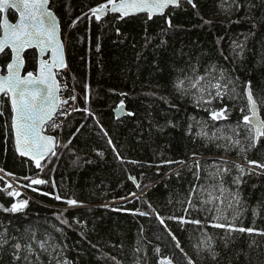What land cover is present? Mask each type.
I'll use <instances>...</instances> for the list:
<instances>
[{"label": "trees", "instance_id": "1", "mask_svg": "<svg viewBox=\"0 0 264 264\" xmlns=\"http://www.w3.org/2000/svg\"><path fill=\"white\" fill-rule=\"evenodd\" d=\"M103 2L50 0L64 42L66 80L76 92L80 111L68 117L61 134L46 132L60 147L54 157L41 162L42 168L16 155L8 98H0V169L25 193L15 201L2 190L5 182L0 179V233L8 240L0 248V264H24L23 259L13 260L12 245L31 243L33 233L37 241L50 238L60 259L69 264H159L164 258L173 264H188L187 258L193 264H264V236L212 228L205 220L213 215L208 211L184 212L190 189H195L191 198L197 207L208 192L220 194L212 186L219 185L217 167L222 169L225 162L231 171L222 173L224 186L235 192V165L240 164L254 171L239 185L242 203L236 207L242 215L236 223L264 230V170L247 163H264V137L251 147L241 124L239 138L247 149L241 152L239 147L226 151L225 139L201 134L202 129L208 136H220L217 129L230 134L229 128L242 121L240 109L248 114V81L264 118V0H193L195 8L182 2L151 20L145 15H106L97 21L90 9ZM8 18L14 22L16 14L10 11ZM24 58V73H34L35 52ZM9 61L6 51L0 57L3 72ZM221 70L235 81L239 95L215 101V108L227 106L229 113L225 120L212 121L176 83H187L194 72L218 77ZM121 101L133 115L116 120L113 111ZM24 177L46 183L32 185ZM69 199L79 203L69 206ZM21 200L28 202L22 210H3ZM226 214L230 218L231 210ZM169 217L204 224H182ZM32 246L39 252L35 243ZM25 255L26 249L20 253ZM40 257L48 264L46 253Z\"/></svg>", "mask_w": 264, "mask_h": 264}, {"label": "snow or ice", "instance_id": "2", "mask_svg": "<svg viewBox=\"0 0 264 264\" xmlns=\"http://www.w3.org/2000/svg\"><path fill=\"white\" fill-rule=\"evenodd\" d=\"M193 8L196 5L193 0H187ZM49 0H0V14L4 13L8 9H15L19 13V19L15 24L9 23L6 18L0 21V29H3V36L0 37V54L5 53L6 49L11 50V60L6 66L7 75L3 74V70H0V95L7 96L12 111L11 127L16 136L17 151L20 155H27L31 160L35 162L37 168H42L41 160L48 155H56L54 151L56 145L55 137L43 134L45 126L55 128L59 125L55 122V116L58 114L65 117L71 115V111H80L79 108L74 106L76 97L70 96L67 99H62L58 93L60 92V85L56 79V70L66 67L63 59L64 44L60 39L59 25L57 17L47 7ZM170 5L178 6V0H105L97 7L91 8L90 12L92 16L99 21L103 16L108 13H119V18L123 19L125 16L147 13L148 19L151 20L154 14H163L165 9ZM87 15V14H86ZM91 19V17H89ZM80 19V18H77ZM73 25L76 21L72 22ZM169 27H171V21H168ZM28 48H37L41 53L50 51L52 53L51 63L48 61H42L40 63L37 74L32 71L22 75V68L24 66V60L21 56ZM185 80H179L176 83V88L184 95H191L195 106L202 107L204 111L208 112L212 121L225 120L228 117L229 109L227 106L222 108H215L214 102L217 100L222 101L225 96L229 99H236L238 93L236 92L235 81L228 78L225 72L221 70L218 77L213 76L211 73L206 75H196L186 77ZM232 85V87H229ZM87 85L85 88L87 89ZM195 90V91H192ZM123 95V94H122ZM244 95L247 98V113L245 109L241 108L242 121L229 128L230 134H224L223 129H217L221 135L217 136L213 133L208 136L206 132L201 134L206 136L210 140L225 139L229 143L224 145L225 150H229V147H239L241 152L247 151L242 146V141L239 138V127L241 124L246 127L249 135L245 137L246 140L251 141L250 146L255 147L256 143L261 137H264V118L259 114L258 102L252 91L251 81H248L244 86ZM69 101L73 104L69 109L62 108V105H68ZM123 110V101H121L118 111ZM3 113H0L2 115ZM128 115H133L129 112ZM51 122V123H49ZM106 134V133H105ZM71 143V141H69ZM111 144V140H109ZM115 150V149H114ZM102 155V154H101ZM119 158V157H118ZM194 160V158H193ZM129 163H137L136 161H129ZM166 163H179L185 164V161H167ZM249 165H255V168L264 170V163H259L255 160H247ZM225 166L221 169L217 167V173L220 183L218 186L213 185L214 189L219 191V195H214L212 192L207 193L206 198H202L200 206L197 207L193 203L191 193L195 192V189H190V196L187 200L188 207L184 209L185 216L189 215L190 210L196 211H208L213 213L210 217H205V220L209 221V226L215 229H223L226 232H238L257 234L264 236V230H260L252 227H245L238 225L236 221L242 215V211L237 205H241L242 201L239 193V185L242 183V177L254 171L253 168H245L240 164H236L235 167L239 175L233 178V183L237 186L235 192L230 191L224 186L222 173H228L231 170ZM194 165L197 169L200 168L198 162L194 160ZM0 171H4L0 169ZM262 174V173H257ZM5 175H11L5 172ZM3 179V177H0ZM31 181L32 185H40L46 183L43 179H32L30 177H24ZM129 179H134L129 177ZM199 179V176H197ZM7 188H12V185L5 181ZM23 187V185H22ZM7 191L6 189H4ZM36 191V189H33ZM228 196H225V193ZM48 195L47 193H44ZM9 196H19V191L13 189L7 191ZM135 195V194H133ZM57 200L59 196L55 197ZM227 200V205H225ZM214 201H219L218 204ZM26 200H21L18 203H12L11 207H5V212L16 213L22 210L27 205ZM69 206L77 205L79 202L74 199L65 201ZM211 204V207L205 208V205ZM231 210V217L226 214ZM255 212V210H254ZM146 215V213H140ZM160 223H164V219L157 215ZM169 219L179 220L182 224H195L203 225L204 221L199 219H186L185 217H169ZM214 221V222H213ZM66 223V221H64ZM255 221H253V225ZM171 235V233H169ZM173 240L176 237L172 236ZM15 239V237H13ZM35 243L39 252L33 248L32 244ZM8 244V240L3 233H0V248ZM13 260L20 261L23 259L24 264H42L40 253H46L49 256L48 264H51L53 259L56 260V264H69L67 260L60 259V253L57 252V246L50 242V238H46L41 241H37L35 234L33 233L32 242L26 245H22L17 242L12 245ZM176 247L179 248L180 244L177 241ZM210 248V246H209ZM27 250V255L20 256V253ZM159 252V249L156 250ZM182 251V249H181ZM213 259L216 257L215 252H211ZM34 257V259H33ZM187 258V257H186ZM188 264H193L190 258ZM159 264H173L171 259L164 258L159 261Z\"/></svg>", "mask_w": 264, "mask_h": 264}, {"label": "water", "instance_id": "3", "mask_svg": "<svg viewBox=\"0 0 264 264\" xmlns=\"http://www.w3.org/2000/svg\"><path fill=\"white\" fill-rule=\"evenodd\" d=\"M182 2L188 3L187 0H178V6H172V5H170L168 8L165 9V11H164V13H163L162 15H161V14H154L153 17H152V19H153V18H157V17H162V16H164L167 10L178 8V7H179V4L182 3ZM188 4H189V3H188ZM189 5H191V4H189ZM47 7H48V9H49L50 11H52V10L50 9V0H49V3H48V5H47ZM10 11H12L13 13L16 14V19H15L14 22L10 21L9 18H8V13H9ZM54 15H55V14H54ZM107 15H115V16H118V17H119L120 14H119V13H108ZM141 15H145V16H147V13H138V14L128 15V16H125L123 19H126V18H133V17H137V16H141ZM55 16H56V15H55ZM105 16H106V15H105ZM105 16H103V17H105ZM103 17H102V18H103ZM147 17H148V16H147ZM4 18H6L7 21H8L9 23L15 24V23L18 21V19H19V13L16 12L15 9H8V10H6L4 13L0 14V21H2ZM57 22H58V25H59V35H60V39L62 40V36H61V28H60V23H59L58 18H57ZM2 36H3V29H0V37H2ZM62 42H63V40H62ZM63 44H64V42H63ZM6 51H9V52H10V60H11V55H12L11 50H10V49H6L5 52H6ZM30 51H34L35 54H36V69H35L34 74H37L38 69H39V66H40V63H41L42 61H48L49 63H51V56H52V53H51L50 51H47V52L41 53L40 50L37 49V48H28V49H26L23 53H21V56H22V58H23V60H24V66H23V68H22V73H21L22 75L26 74V73H24V69H25V58H24V56H25V54H26L27 52H30ZM3 54H4V53L0 54V57H1ZM63 59H64V62H65L66 67H63V68H60V69L56 70V79H57V82H58V77H57V75H58L59 73H61L62 71H64V70L67 68L66 55H65V47H64V51H63ZM6 66H7V65H6ZM6 66H5V69H4V72H3L4 75H7ZM0 70H3V69L0 67ZM58 95H59V93H58ZM2 97H4V96H3V95H0V98H2ZM5 97H7V96H5ZM7 98H8V97H7ZM245 100H246V103H247V98H246V96H245ZM8 102H9V106H10V109H11V104H10L9 99H8ZM120 105H121V104H120ZM120 105H119V106L113 111L114 118H115L116 120H119V119H122V118L127 117V116L132 117V115H128V112H127L126 107H125L124 104H123V110H122V111H118V109L120 108ZM258 109H259V106H258ZM259 114H260V110H259ZM12 115H13V114H12V111H11V119H12ZM11 119H10V130H11V134H12V144H13V148H14V151H15L16 155H17L19 158L25 159V160H27V161H29V162H31V163H35V162H34L33 160H31L27 155L22 156V155H20V153L17 151L16 136H15V133L13 132V130H12V127H11ZM45 127H46V126H45ZM43 134H45V133H43ZM45 135H46V134H45ZM55 142H56V145H57V139H56V138H55ZM55 149H56V147H55ZM55 149H54V151H55ZM49 157H51V155L46 156L44 159L41 160V162L46 161ZM127 200H128V199H127Z\"/></svg>", "mask_w": 264, "mask_h": 264}, {"label": "built area", "instance_id": "4", "mask_svg": "<svg viewBox=\"0 0 264 264\" xmlns=\"http://www.w3.org/2000/svg\"><path fill=\"white\" fill-rule=\"evenodd\" d=\"M67 75V68L64 70V71H62L61 73H59L58 75H57V77H59V76H61V75ZM58 84L61 86L60 87V92H59V95H60V97L62 98V99H67L64 95H65V93L66 92H68L69 93V95L70 96H75L76 97V92L74 91V89H73V87H72V84H68L67 82H62L61 81V79L60 78H58ZM65 84H68V85H66V87L64 86ZM69 96V97H70ZM76 103H77V97H76V99H75V102H74V106L76 107ZM73 104V102L72 101H69V104L67 105V107H64V105H62V108H64V109H69V111H71V109H70V105H72ZM75 111H71V115L74 113ZM70 116V115H69ZM69 116H67V117H65L64 115H60L59 114V110H58V114L55 116V122H56V124L57 125H59L58 127H55V128H51V127H48L47 125H46V127H45V131H44V133L46 134V132L47 133H62V131H63V127H64V123H65V121L68 119V117ZM49 123H51V122H49ZM58 147V141H57V146H56V148ZM59 147H60V145H59ZM59 149V148H58ZM58 151V150H57ZM55 152H56V149H55ZM56 154H57V152H56ZM55 155H51V157H54ZM0 177H3V181L5 182V181H7L8 183H10L11 185H12V188H7V185H6V183H5V186L2 188V190L7 194V191H12L13 189H15V190H17V191H19V189H18V187L15 185V181H16V179L13 177V176H11V175H5V173H3V172H1L0 171ZM4 189H6L7 191H5ZM9 196V195H8ZM10 197H13V199L16 201L17 200V198H19L20 196H10ZM18 203V202H17Z\"/></svg>", "mask_w": 264, "mask_h": 264}, {"label": "rangeland", "instance_id": "5", "mask_svg": "<svg viewBox=\"0 0 264 264\" xmlns=\"http://www.w3.org/2000/svg\"><path fill=\"white\" fill-rule=\"evenodd\" d=\"M58 78H60L62 82H67V80H66V75H63V74H62V75L59 76ZM66 85H68V84H65L64 86L66 87ZM64 96L67 98V97H69L70 95H69L68 92H66ZM0 104H1V102H0ZM0 107H1V106H0ZM64 107H67V105H64ZM58 148H59V143H58V147L56 148V152H57ZM15 182H16V181H15ZM15 185H16V186L18 187V189H19V193H20L19 196L25 194L24 191L22 190V188H21L17 183H15ZM122 203H123V202H122ZM117 204H121V202H118Z\"/></svg>", "mask_w": 264, "mask_h": 264}]
</instances>
